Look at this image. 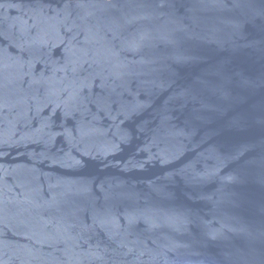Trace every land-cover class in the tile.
<instances>
[{
    "label": "water",
    "instance_id": "water-1",
    "mask_svg": "<svg viewBox=\"0 0 264 264\" xmlns=\"http://www.w3.org/2000/svg\"><path fill=\"white\" fill-rule=\"evenodd\" d=\"M0 264H264V0H0Z\"/></svg>",
    "mask_w": 264,
    "mask_h": 264
}]
</instances>
